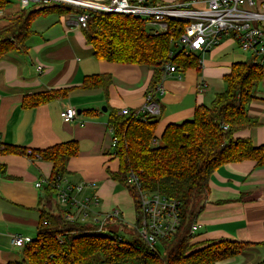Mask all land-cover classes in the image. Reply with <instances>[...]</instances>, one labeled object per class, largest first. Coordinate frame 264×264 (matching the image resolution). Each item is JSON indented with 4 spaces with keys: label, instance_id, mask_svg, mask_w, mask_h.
Segmentation results:
<instances>
[{
    "label": "crops",
    "instance_id": "1",
    "mask_svg": "<svg viewBox=\"0 0 264 264\" xmlns=\"http://www.w3.org/2000/svg\"><path fill=\"white\" fill-rule=\"evenodd\" d=\"M183 1L186 0H146L152 5ZM21 10L19 0L0 10V30ZM74 24L73 15L39 17L31 25L34 35L27 42V51H13L0 58V144L41 150L75 141L78 154L68 161L61 187L83 185L84 190L77 198L97 200L91 204L90 216L101 221L107 216L103 228L107 225L122 228L123 224H134L136 212L127 189L108 177V171L115 172L118 168L111 152L114 149L108 120L111 112L136 110L144 104L152 70L97 60L82 30ZM193 54L199 58L198 68L178 70L162 81L165 92L158 97L157 135L168 124L191 120L197 107L207 106L210 96L213 99L224 90L223 77L231 66L251 60L228 37L210 51ZM95 75L109 76V86L81 88L85 77ZM199 84L204 86L202 92L197 90ZM61 89H69L65 97L32 109L21 107L25 96ZM66 107L76 111L72 122H63L60 117ZM246 112L259 125L238 131L234 138L250 139L253 146L264 145V77L257 84ZM0 167H4V174H0V264H12L22 260L27 244L17 248L10 243L11 238L35 237L39 201L52 165L41 159L8 154L0 155ZM37 182L41 183L39 188L35 187ZM114 211L119 212V218L109 217ZM69 212L75 211L71 208ZM197 222L199 228L192 244L222 240L263 242L264 167L256 168L254 162L242 161L214 171ZM262 260L263 247L254 246L217 264H257Z\"/></svg>",
    "mask_w": 264,
    "mask_h": 264
},
{
    "label": "trees",
    "instance_id": "2",
    "mask_svg": "<svg viewBox=\"0 0 264 264\" xmlns=\"http://www.w3.org/2000/svg\"><path fill=\"white\" fill-rule=\"evenodd\" d=\"M10 3L0 0V10ZM82 12L64 4H34L21 10L0 30V58L13 51H27V42L34 35L31 25L37 18ZM82 33L97 60L152 70L149 88L160 82L169 64L177 71L199 67L195 54L177 53L169 58V34L151 33L145 20L136 16L91 13ZM263 77L262 66L253 60L234 63L223 77L224 90L215 94L209 105L197 107L191 120L168 124L160 138L156 136L158 119L110 113L108 127L117 139L112 155L118 168L108 171V177L127 189L136 215L138 191L126 182L130 174L137 177L141 190L180 203V225L170 240L160 243V251L150 252L134 228V239L127 241L111 231H99L97 226L66 220L69 210L55 203L54 194L67 174L68 161L78 154L75 141L41 150L2 145L0 155H23L52 165L39 201L35 237L23 248L22 260L12 264H217L254 246L264 249V241L190 243L192 225L204 208L210 175L226 164L242 161L264 167V145L253 146L250 139L234 138L238 131L259 125L246 109ZM110 81L107 75L88 76L81 88L106 89ZM68 92L61 89L25 96L21 107L32 109ZM0 174H4V167H0ZM257 264H264V260Z\"/></svg>",
    "mask_w": 264,
    "mask_h": 264
},
{
    "label": "built area",
    "instance_id": "3",
    "mask_svg": "<svg viewBox=\"0 0 264 264\" xmlns=\"http://www.w3.org/2000/svg\"><path fill=\"white\" fill-rule=\"evenodd\" d=\"M22 9L30 5L43 6L68 5L83 10L73 15L75 27L86 28L91 13L132 15L145 20L153 34H169V58L181 53L184 56L193 53H204L216 47L224 37L235 42L244 54H248L255 63L264 67V0H186L171 4H147L146 0H19ZM39 69V68H38ZM174 65L164 68L162 78L154 88H149L144 96V104L136 109H123L119 115L157 119L160 115L158 97L165 90L162 81L165 76L176 73ZM198 92L204 90L203 84L197 87ZM77 114L74 108L66 107L60 112L63 122H72ZM226 130L227 127H224ZM111 135V147L114 149L117 139L113 129L108 128ZM155 145L157 141H154ZM0 144V148H2ZM127 184L135 186L138 191V213L133 228L145 243L150 252L158 251L160 243L168 241L176 233L180 225V203L173 198L157 192L140 189L138 179L130 174ZM40 182L35 184L36 188ZM83 185L58 186L54 201L62 208L74 209V213L65 215L68 221L89 223L87 218L93 213L91 204L97 202L95 197H82ZM110 218H119V212L114 211ZM92 218L90 224L103 230L104 222ZM199 224L196 221L191 228V240L196 236ZM31 240L18 235L11 238L12 246L21 248ZM160 251V250H159Z\"/></svg>",
    "mask_w": 264,
    "mask_h": 264
},
{
    "label": "rangeland",
    "instance_id": "4",
    "mask_svg": "<svg viewBox=\"0 0 264 264\" xmlns=\"http://www.w3.org/2000/svg\"><path fill=\"white\" fill-rule=\"evenodd\" d=\"M11 1H13V0H11ZM16 4V3H15ZM210 101L209 102H207V104L209 103L210 104V102L212 101V99H211V96H210ZM208 104V105H209ZM159 131V130H158ZM162 134V132L159 134V135H157L156 134V136L158 137V138H160V135ZM155 142H153V144H154ZM155 145V144H154ZM111 152H113V151H111ZM110 152V153H111ZM114 162H112L111 164H110V167L111 168H113L114 167ZM91 219H92V217L89 215V217L87 218V220L88 221H86V222H89L90 223V221H91ZM118 222V221H117ZM120 222V221H119ZM121 223V222H120ZM103 231H111V232H113V233H115L117 236H119L120 238H122V239H124V240H127V241H131L132 239H134V232H133V225L132 224H129L128 226H127V224H123V226H122V228H118V227H112L111 225H107V226H105L104 228H103Z\"/></svg>",
    "mask_w": 264,
    "mask_h": 264
},
{
    "label": "water",
    "instance_id": "5",
    "mask_svg": "<svg viewBox=\"0 0 264 264\" xmlns=\"http://www.w3.org/2000/svg\"><path fill=\"white\" fill-rule=\"evenodd\" d=\"M103 111H105V109H103ZM157 250L159 251L160 250V247H157Z\"/></svg>",
    "mask_w": 264,
    "mask_h": 264
}]
</instances>
